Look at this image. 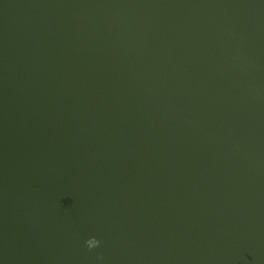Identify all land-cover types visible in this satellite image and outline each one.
<instances>
[{"label":"water","instance_id":"obj_1","mask_svg":"<svg viewBox=\"0 0 264 264\" xmlns=\"http://www.w3.org/2000/svg\"><path fill=\"white\" fill-rule=\"evenodd\" d=\"M0 264H264V0H0Z\"/></svg>","mask_w":264,"mask_h":264},{"label":"clouds","instance_id":"obj_2","mask_svg":"<svg viewBox=\"0 0 264 264\" xmlns=\"http://www.w3.org/2000/svg\"><path fill=\"white\" fill-rule=\"evenodd\" d=\"M84 244L88 250H92L99 246L100 241L96 237L93 236V237H89L88 239H86L84 241ZM98 259H100V257H98Z\"/></svg>","mask_w":264,"mask_h":264}]
</instances>
